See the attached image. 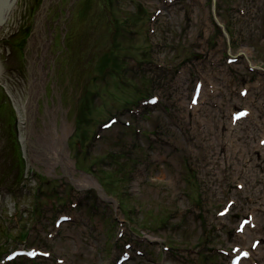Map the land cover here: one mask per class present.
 <instances>
[{
	"label": "rangeland",
	"instance_id": "374dc122",
	"mask_svg": "<svg viewBox=\"0 0 264 264\" xmlns=\"http://www.w3.org/2000/svg\"><path fill=\"white\" fill-rule=\"evenodd\" d=\"M7 11L0 264H264V0Z\"/></svg>",
	"mask_w": 264,
	"mask_h": 264
},
{
	"label": "bare ground",
	"instance_id": "6f19581e",
	"mask_svg": "<svg viewBox=\"0 0 264 264\" xmlns=\"http://www.w3.org/2000/svg\"><path fill=\"white\" fill-rule=\"evenodd\" d=\"M13 0H0V28L5 24L6 21V13L7 9L12 6ZM32 83H33V88L31 91V102L33 103V95L35 94V78L32 77ZM192 101L195 102V94L193 92L192 94ZM29 102L27 103V105ZM29 111V109H28ZM28 111H26L28 113ZM27 117V116H26ZM48 131L46 130V133L44 134V137L39 136V139L37 140L39 142V149L42 150L47 157L48 163L51 161H60L66 168V166H69L70 161L68 159H65L62 157L63 153V147H62V135H59L56 131H53L52 133H47ZM78 185H82L81 180L76 179L75 180ZM86 181L95 184V182L89 178ZM83 184H87L84 183ZM240 251H235L233 257H238V262L236 264H244L247 258L250 260L251 264H256L255 260L253 257H250V252L248 250L244 249H239ZM250 257V258H249ZM230 262V261H229ZM232 262V259H231ZM230 262V264H231ZM229 264V263H228Z\"/></svg>",
	"mask_w": 264,
	"mask_h": 264
},
{
	"label": "trees",
	"instance_id": "16d2710c",
	"mask_svg": "<svg viewBox=\"0 0 264 264\" xmlns=\"http://www.w3.org/2000/svg\"><path fill=\"white\" fill-rule=\"evenodd\" d=\"M85 110H86V108L84 107L82 113L78 114V116H77V119H76L77 128H78L79 124L81 125V123H83V121H84V117L86 116V112H87V110L86 111Z\"/></svg>",
	"mask_w": 264,
	"mask_h": 264
},
{
	"label": "water",
	"instance_id": "95a60500",
	"mask_svg": "<svg viewBox=\"0 0 264 264\" xmlns=\"http://www.w3.org/2000/svg\"><path fill=\"white\" fill-rule=\"evenodd\" d=\"M8 12V11H7ZM7 14V13H6Z\"/></svg>",
	"mask_w": 264,
	"mask_h": 264
}]
</instances>
